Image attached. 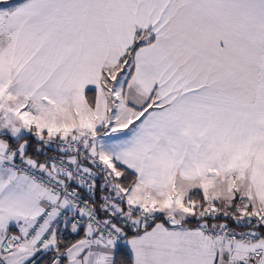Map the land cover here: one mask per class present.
Masks as SVG:
<instances>
[{"label":"snow or ice","instance_id":"1","mask_svg":"<svg viewBox=\"0 0 264 264\" xmlns=\"http://www.w3.org/2000/svg\"><path fill=\"white\" fill-rule=\"evenodd\" d=\"M0 264H264V0H0Z\"/></svg>","mask_w":264,"mask_h":264}]
</instances>
